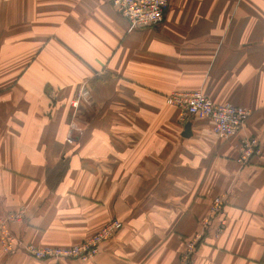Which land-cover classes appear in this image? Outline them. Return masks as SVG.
I'll list each match as a JSON object with an SVG mask.
<instances>
[{"label": "crops", "instance_id": "0c3cea01", "mask_svg": "<svg viewBox=\"0 0 264 264\" xmlns=\"http://www.w3.org/2000/svg\"><path fill=\"white\" fill-rule=\"evenodd\" d=\"M194 90L250 111L242 134L260 153L246 166L238 139L165 104ZM216 197L217 239L204 225ZM21 208L12 232L44 247L122 227L86 263L0 264H180L198 233L189 264H264V0H169L137 29L101 0H0V216Z\"/></svg>", "mask_w": 264, "mask_h": 264}, {"label": "built area", "instance_id": "2783aa9c", "mask_svg": "<svg viewBox=\"0 0 264 264\" xmlns=\"http://www.w3.org/2000/svg\"><path fill=\"white\" fill-rule=\"evenodd\" d=\"M108 3L114 11L122 17L130 29L156 27L162 23L169 7V0H101ZM86 93L85 89L79 96ZM165 104L179 109L181 121L187 118L209 120L212 124V134L221 141L238 139L236 164L242 168L252 157L259 155V143L254 137L243 135L250 111L243 107H236L230 103H213L202 91H175L165 96ZM73 108L78 107V100L72 103ZM82 130L76 123H70L66 142L74 144L80 141ZM76 134V136H75ZM224 198L216 197L211 201L208 218L204 222L207 226L212 220L217 226L213 230V237L219 238L225 228ZM26 209L21 208L15 212L0 216V255L10 256L22 253L34 260H73L86 263L95 258L100 246L108 241L115 231L122 227L118 220H112L99 229L85 241L67 248L44 247L24 242L11 230V225L21 224L25 220ZM202 237L196 234L185 244L180 264H189L195 247Z\"/></svg>", "mask_w": 264, "mask_h": 264}, {"label": "water", "instance_id": "95a60500", "mask_svg": "<svg viewBox=\"0 0 264 264\" xmlns=\"http://www.w3.org/2000/svg\"><path fill=\"white\" fill-rule=\"evenodd\" d=\"M189 129H190V123H187L185 125V132L188 133Z\"/></svg>", "mask_w": 264, "mask_h": 264}]
</instances>
